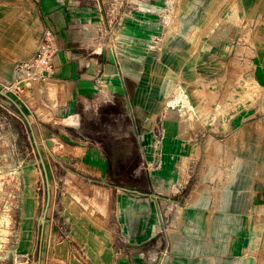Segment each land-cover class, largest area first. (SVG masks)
I'll return each instance as SVG.
<instances>
[{
  "label": "crops",
  "instance_id": "crops-1",
  "mask_svg": "<svg viewBox=\"0 0 264 264\" xmlns=\"http://www.w3.org/2000/svg\"><path fill=\"white\" fill-rule=\"evenodd\" d=\"M134 1L0 0V89L22 91L23 113L13 106L31 124L49 180L42 226L47 187L38 156L28 174L34 214L44 195L40 264H259L264 0H174L178 25L158 49L148 39L133 46L135 36H150L146 29L128 28L127 44L110 43L112 24L100 21L122 15L106 6L150 3ZM166 18L162 11L158 19ZM211 19L210 28L197 27ZM45 29L56 51L48 68H31L37 75L27 93L29 84L14 85L16 68L34 58ZM175 85L188 107L182 97L169 104ZM176 207L180 223L169 232L167 213Z\"/></svg>",
  "mask_w": 264,
  "mask_h": 264
},
{
  "label": "rangeland",
  "instance_id": "rangeland-1",
  "mask_svg": "<svg viewBox=\"0 0 264 264\" xmlns=\"http://www.w3.org/2000/svg\"><path fill=\"white\" fill-rule=\"evenodd\" d=\"M149 1L150 3L146 6L126 4L120 6V9L119 6H113L112 8L110 5H105L108 10L107 13L112 12V14H115L118 12L122 15L114 19V21L110 20V15L107 16L108 19L104 16V21H100V26L102 28L106 27L108 24H112L109 31L114 29V32L113 34H107V36L111 35L108 37L110 43L127 44V40H125L127 38H124L123 31L128 28H134L136 31L146 29L148 35H150L147 38L138 35L135 36V43L133 45L135 48H142L144 39H148L156 40V48L158 49L160 45H163L166 39L170 38L169 35L173 34L172 30L178 25V22L175 21V16L179 13V9L181 8L180 4L184 0H181L180 4H177V1L174 2V0ZM134 2L138 3L139 1L135 0ZM144 7L148 9V15L146 16L143 15ZM206 8L208 10L209 6H206ZM162 11L167 14V18L163 22L158 19ZM197 11H199V8H197ZM227 12V15H229L230 11ZM216 13L219 15L222 12L216 11ZM219 16H222V14ZM211 22L212 19L209 22H198L197 25L199 26L197 27L203 29L210 28ZM234 23L238 22L227 21V25L231 24V27L235 26ZM165 34H168V36L165 37ZM216 39L218 38H215V40ZM181 90L182 88L180 86L175 85L172 96L168 100L171 106H175L176 101L181 97L184 99L183 104L186 107L189 106L187 105V101H189L187 94L182 93ZM3 91L9 95L19 107L21 106L24 108V100L20 96V92H22L20 89H17V91L12 89ZM250 92L252 91H250L249 88L248 97L250 96ZM243 100H245L244 96L242 99L238 98L231 103H227V108H233L236 104L244 102ZM0 104H5L11 112L6 113L7 119L0 117V264H37L39 249L41 248L42 252L43 245L41 229L38 226V215L44 205V195H41L42 200H40L38 204V212L36 211L34 214V204H36V202L35 199L32 198L31 185L33 184V180L30 178V174H28L29 164L38 157L37 150L33 143L31 130L22 123L13 103L0 96ZM3 110L5 109L0 105V111ZM153 135L156 142L159 141L158 144L160 145L161 136L158 132ZM153 144H155V149L159 153V145L155 142H153ZM40 151L43 157L44 154L41 148ZM178 167L182 174L186 176L188 173L186 163L182 162ZM200 173L201 178H203L205 170H201ZM198 190L199 188L193 193H196ZM237 202L241 203V200L238 198ZM178 203H184V201ZM173 205H176V202ZM167 214L168 222H166V226L169 232H171V229L180 223L179 208H177L176 211L173 209L171 213ZM259 264H264V260L260 261Z\"/></svg>",
  "mask_w": 264,
  "mask_h": 264
},
{
  "label": "built area",
  "instance_id": "built-area-1",
  "mask_svg": "<svg viewBox=\"0 0 264 264\" xmlns=\"http://www.w3.org/2000/svg\"><path fill=\"white\" fill-rule=\"evenodd\" d=\"M56 51V46L54 43V36L53 33L49 29H45L42 32V35L39 40V44L37 47V50L35 52V56L33 59H31L29 62L19 63L17 65V77L15 78L14 85L20 86V83H24V85L27 83L29 84L30 81H34L36 78V73H31V68L35 67L37 64H40L46 68L50 66V61L53 57V54ZM183 93V91L181 90ZM181 98H179L176 103H180ZM152 142H156L155 137L153 136Z\"/></svg>",
  "mask_w": 264,
  "mask_h": 264
},
{
  "label": "water",
  "instance_id": "water-1",
  "mask_svg": "<svg viewBox=\"0 0 264 264\" xmlns=\"http://www.w3.org/2000/svg\"><path fill=\"white\" fill-rule=\"evenodd\" d=\"M30 83V85H28V87H27V93L29 92H31L30 90H31V88H32V83H33V81H30L29 82ZM20 86H24V83L22 82V83H20ZM0 95L2 96V97H4V98H6L7 100H9L10 102H12L14 105H15V107L16 108H18V110H20L21 112H22V110H21V108L19 107V105L9 96V95H7L3 90H1L0 89ZM23 113V112H22ZM24 115V114H23ZM24 118H25V120L27 121V123H28V126H29V128H30V130H31V134H32V138H33V143H34V145H35V148H36V150H37V153H38V156H39V159H40V164H41V166H42V169H43V172H44V176H45V183H46V187H47V200H46V202H45V207H44V210H43V212H42V214H41V217H40V224L43 226L44 224H45V222H46V212H47V208H48V204H49V180H48V175H47V170H46V166H45V162H44V160H43V157H42V154H41V151H40V148H39V144H38V141H37V139H36V137H35V134H34V132H33V129H32V127H31V124H30V122H29V120H28V118L24 115ZM46 144H48V145H50L51 144V141L50 140H47L46 141ZM127 195H129L130 197H133V198H136V199H138V198H141V194L139 193V192H137L136 190H127ZM123 210H124V212H125V214H126V216H130L131 214H130V210H129V208L127 207V204L126 203H124V206H123ZM128 230V236H131L132 235V231H130V229H127ZM41 238H42V231H41ZM40 255V254H39ZM37 264H40V257H38V263Z\"/></svg>",
  "mask_w": 264,
  "mask_h": 264
},
{
  "label": "bare ground",
  "instance_id": "bare-ground-1",
  "mask_svg": "<svg viewBox=\"0 0 264 264\" xmlns=\"http://www.w3.org/2000/svg\"><path fill=\"white\" fill-rule=\"evenodd\" d=\"M29 93V92H28Z\"/></svg>",
  "mask_w": 264,
  "mask_h": 264
}]
</instances>
